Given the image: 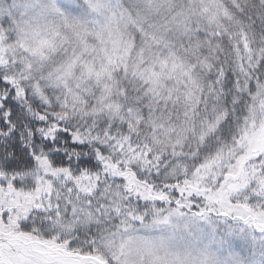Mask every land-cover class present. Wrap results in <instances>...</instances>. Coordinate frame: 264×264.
Segmentation results:
<instances>
[{"label": "snow or ice", "instance_id": "obj_1", "mask_svg": "<svg viewBox=\"0 0 264 264\" xmlns=\"http://www.w3.org/2000/svg\"><path fill=\"white\" fill-rule=\"evenodd\" d=\"M0 264H264V0H0Z\"/></svg>", "mask_w": 264, "mask_h": 264}]
</instances>
